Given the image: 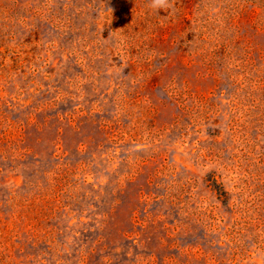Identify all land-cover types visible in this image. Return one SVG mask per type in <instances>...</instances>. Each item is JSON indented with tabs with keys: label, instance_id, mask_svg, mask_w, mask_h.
Segmentation results:
<instances>
[{
	"label": "rangeland",
	"instance_id": "1",
	"mask_svg": "<svg viewBox=\"0 0 264 264\" xmlns=\"http://www.w3.org/2000/svg\"><path fill=\"white\" fill-rule=\"evenodd\" d=\"M0 264H264V0H0Z\"/></svg>",
	"mask_w": 264,
	"mask_h": 264
}]
</instances>
